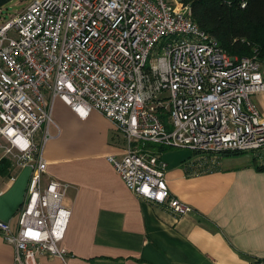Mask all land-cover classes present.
Segmentation results:
<instances>
[{"label":"built area","instance_id":"1","mask_svg":"<svg viewBox=\"0 0 264 264\" xmlns=\"http://www.w3.org/2000/svg\"><path fill=\"white\" fill-rule=\"evenodd\" d=\"M190 0H31L0 23V147L32 179L16 226L0 220L15 263L64 259L67 183H41L53 102L79 116L100 111L125 140L107 160L138 197L183 216L192 207L165 179L159 147L191 149L211 171L227 151L264 159V63L229 55L193 20ZM254 264H264L257 260Z\"/></svg>","mask_w":264,"mask_h":264},{"label":"crops","instance_id":"2","mask_svg":"<svg viewBox=\"0 0 264 264\" xmlns=\"http://www.w3.org/2000/svg\"><path fill=\"white\" fill-rule=\"evenodd\" d=\"M264 115V90L251 96ZM41 183H67L70 217L61 259L40 254L29 264H254L264 260V170L253 152L223 154L211 171L200 155L166 167L171 193L192 210L177 216L138 197L107 156L121 158L125 140L100 111L81 117L59 98L53 102ZM159 154L171 148L159 147ZM3 156H0V159ZM190 158V155L188 156ZM255 159V160H254ZM166 162V161H165ZM167 163V162H166ZM0 173V220L16 226L32 171ZM0 264H16L15 248L0 232Z\"/></svg>","mask_w":264,"mask_h":264},{"label":"trees","instance_id":"3","mask_svg":"<svg viewBox=\"0 0 264 264\" xmlns=\"http://www.w3.org/2000/svg\"><path fill=\"white\" fill-rule=\"evenodd\" d=\"M192 18L231 56H256L264 63V0H190ZM169 148V147H166ZM245 152L227 151L225 154ZM255 160V159H254ZM10 161L0 159V173ZM264 170V159L258 164Z\"/></svg>","mask_w":264,"mask_h":264},{"label":"rangeland","instance_id":"4","mask_svg":"<svg viewBox=\"0 0 264 264\" xmlns=\"http://www.w3.org/2000/svg\"><path fill=\"white\" fill-rule=\"evenodd\" d=\"M31 0H10L0 8V23L10 20L15 13L22 10ZM190 155V158L188 156ZM195 153L191 149L171 147L165 153H162L164 160L167 162L168 167H172L182 159L190 160ZM242 155L248 156L249 153ZM0 156H4L3 148L0 147ZM180 163V162H179Z\"/></svg>","mask_w":264,"mask_h":264},{"label":"water","instance_id":"5","mask_svg":"<svg viewBox=\"0 0 264 264\" xmlns=\"http://www.w3.org/2000/svg\"><path fill=\"white\" fill-rule=\"evenodd\" d=\"M10 0H0V8L5 5L7 2H9Z\"/></svg>","mask_w":264,"mask_h":264}]
</instances>
